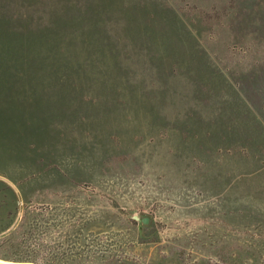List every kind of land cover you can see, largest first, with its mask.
I'll return each mask as SVG.
<instances>
[{
	"label": "rangeland",
	"instance_id": "obj_1",
	"mask_svg": "<svg viewBox=\"0 0 264 264\" xmlns=\"http://www.w3.org/2000/svg\"><path fill=\"white\" fill-rule=\"evenodd\" d=\"M0 261L264 264V0H0Z\"/></svg>",
	"mask_w": 264,
	"mask_h": 264
},
{
	"label": "water",
	"instance_id": "obj_2",
	"mask_svg": "<svg viewBox=\"0 0 264 264\" xmlns=\"http://www.w3.org/2000/svg\"><path fill=\"white\" fill-rule=\"evenodd\" d=\"M132 219L136 222L142 223L143 225H149L150 223V219L148 217L140 218L138 215H134ZM0 264H10V263H7L6 261L3 262L0 261Z\"/></svg>",
	"mask_w": 264,
	"mask_h": 264
},
{
	"label": "trees",
	"instance_id": "obj_3",
	"mask_svg": "<svg viewBox=\"0 0 264 264\" xmlns=\"http://www.w3.org/2000/svg\"><path fill=\"white\" fill-rule=\"evenodd\" d=\"M132 221H133L135 224L137 223V222L134 221V220H132ZM142 225H143L142 223H139V224H138L139 228H142Z\"/></svg>",
	"mask_w": 264,
	"mask_h": 264
}]
</instances>
